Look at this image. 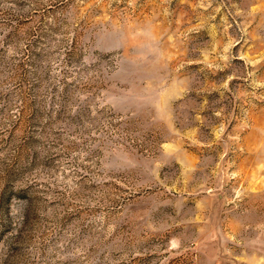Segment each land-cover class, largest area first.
I'll return each instance as SVG.
<instances>
[{
  "label": "rangeland",
  "instance_id": "374dc122",
  "mask_svg": "<svg viewBox=\"0 0 264 264\" xmlns=\"http://www.w3.org/2000/svg\"><path fill=\"white\" fill-rule=\"evenodd\" d=\"M0 264H264V0H0Z\"/></svg>",
  "mask_w": 264,
  "mask_h": 264
}]
</instances>
